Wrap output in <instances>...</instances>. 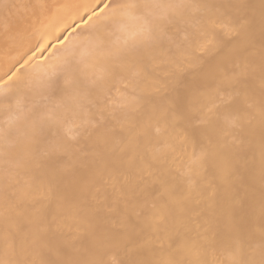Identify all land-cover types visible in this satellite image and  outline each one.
<instances>
[{
  "label": "snow or ice",
  "instance_id": "1",
  "mask_svg": "<svg viewBox=\"0 0 264 264\" xmlns=\"http://www.w3.org/2000/svg\"><path fill=\"white\" fill-rule=\"evenodd\" d=\"M61 14L0 75V264H264V0H0L5 49Z\"/></svg>",
  "mask_w": 264,
  "mask_h": 264
},
{
  "label": "bare ground",
  "instance_id": "2",
  "mask_svg": "<svg viewBox=\"0 0 264 264\" xmlns=\"http://www.w3.org/2000/svg\"><path fill=\"white\" fill-rule=\"evenodd\" d=\"M14 2L17 3H26V4H35L38 2H41V0H14ZM43 2L47 3H57V4H70V5H89L94 2V0H43ZM71 15H77L79 13L80 15H85L83 11V7L80 8H72L71 10ZM67 22L73 27H75V31H73V27H69L61 33L63 37H68L71 39L72 37L76 36V33L81 31V28L79 27V20L73 21L70 16L67 14H61V16L57 18H44L42 19L41 22L37 23L34 29L29 30V35L28 37L21 43L19 44L15 49L9 53L3 44V40L0 39V75H3L5 71H7L8 67L10 66L11 63V56H15L17 52H24L30 47H34L37 43H44L45 40L49 39L52 37V42L49 45V47L43 52L40 53L39 50L36 51L35 57L33 60V63H40L41 61L44 60L45 57L49 55L50 52L52 51H58L59 48L63 44V40H58L53 37V32L56 26ZM71 32L72 37H69L68 34ZM43 36V39L41 37Z\"/></svg>",
  "mask_w": 264,
  "mask_h": 264
}]
</instances>
